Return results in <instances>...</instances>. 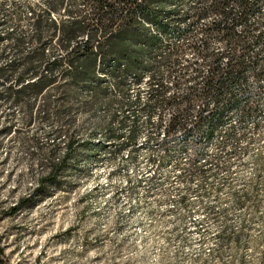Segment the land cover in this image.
<instances>
[{
	"label": "rangeland",
	"instance_id": "374dc122",
	"mask_svg": "<svg viewBox=\"0 0 264 264\" xmlns=\"http://www.w3.org/2000/svg\"><path fill=\"white\" fill-rule=\"evenodd\" d=\"M151 5L162 23L193 28L149 52L130 35L137 22L155 33L133 0H0V264H264V34L243 56L246 93L217 102L207 81L234 44L204 39L214 15L186 16L192 0ZM71 19L70 40L50 25ZM123 25L134 52L116 64L109 36ZM86 42L104 56L92 76L70 64ZM41 51L23 83L54 82L15 95L25 57Z\"/></svg>",
	"mask_w": 264,
	"mask_h": 264
},
{
	"label": "trees",
	"instance_id": "16d2710c",
	"mask_svg": "<svg viewBox=\"0 0 264 264\" xmlns=\"http://www.w3.org/2000/svg\"><path fill=\"white\" fill-rule=\"evenodd\" d=\"M150 1L152 2L147 5L141 4L140 2H135V0H133V3L135 6L134 11H137L141 20L145 21L150 27H152V29H154V36L147 38L149 28H146L139 22H137L138 27L136 28V31H131L130 35H133L136 38H141L143 43L146 45V48H148V51L152 52L155 48H160L163 46V40L165 36L173 35L175 37H181L183 34L189 33L190 29L193 28V23H191L190 19H187L186 17L184 20L185 26L169 24V22L162 23L160 19L162 15V9H160V7H152L151 5L152 3L159 0ZM261 1L262 0H192L194 5L192 9L188 10L185 14L187 16L191 12H194V14L191 16L192 19H199L203 18L202 16L212 13L214 17L208 20L207 24L203 25L201 28L204 39L206 36L211 37L216 35L221 39L227 40L229 44H234V47L228 50L229 56L225 61L226 63H223V66L220 69L221 72L218 81L216 83L210 80L207 81L206 88H208V91H210L214 86L217 87L212 94V97L217 102L221 99L226 90L231 91L232 88L236 87L239 88V90L243 93H246L247 91L244 76V71L247 69V66L243 61V56L248 51L251 39L254 38L256 41H258L259 37L264 34V20L261 22L262 18L260 22L256 21L258 28L261 26L262 30H260V32L256 35H254L250 30V19L258 12H261ZM105 3V1H102L101 7ZM107 6L110 10H113L112 5L107 4ZM172 11L175 12L177 10L176 8H173ZM126 17L125 19H127ZM50 25L54 30H59L61 35L66 38V40H70L75 36L76 31L73 29L74 26L80 28L81 24L77 19H71L62 22L61 24H56L54 21H51ZM237 25L244 27L241 32L236 30ZM128 31L129 30L127 26L123 25L109 36V38L121 39H119V42H117L119 44V49L117 50L118 60L116 61V64L120 63L122 59H125V57H128L134 52L128 48V44H126L124 41L125 36L129 35ZM34 33L36 35V40L39 41L41 38L40 20L35 22ZM238 47L240 48L237 50ZM193 48L198 50L197 46H194ZM142 53L143 49H140L137 51L136 55H134L135 57H133L136 63H138L137 67L139 68L142 66H140V64H143L141 60ZM39 54L41 57L45 55L44 52L41 51L40 53L34 52L33 56L29 55L25 57V64L22 73H20L17 77L20 87L13 91L15 95L20 96L24 93L39 94L54 82V80L51 78H46L44 75H38L35 73L34 81L23 83L24 74L33 70L35 67L33 63V57H37ZM73 54L75 56L84 57L83 59L79 58L80 60L77 61H70V64L75 70L82 69L85 74H89V76H92L95 73L96 61L100 57H102V59L104 58L101 50H95L94 46L90 44V42H86L84 45L80 46L78 50L76 49L73 52ZM214 57L216 63L218 64L216 65L219 68L220 56L215 54ZM125 67L128 68L129 66L126 64ZM252 69L255 70L256 67L253 66ZM139 78L141 77L139 76ZM220 113L221 111L219 112L218 110L217 114L219 115ZM64 161L65 160H61L60 163L54 164L49 174L46 176V178H43L42 181L48 180L53 182L55 180L56 172L62 165H64ZM23 201L24 199H20L17 204L10 208V212H15L18 208V204L22 203ZM2 254L3 248L0 245V256Z\"/></svg>",
	"mask_w": 264,
	"mask_h": 264
}]
</instances>
